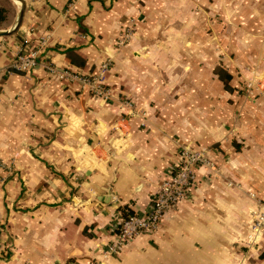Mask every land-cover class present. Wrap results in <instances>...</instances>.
<instances>
[{
	"label": "crops",
	"instance_id": "1",
	"mask_svg": "<svg viewBox=\"0 0 264 264\" xmlns=\"http://www.w3.org/2000/svg\"><path fill=\"white\" fill-rule=\"evenodd\" d=\"M103 63L108 99L45 68ZM182 146L215 170L112 250ZM262 198L264 0H24L0 36V264H264V232L249 237Z\"/></svg>",
	"mask_w": 264,
	"mask_h": 264
},
{
	"label": "built area",
	"instance_id": "2",
	"mask_svg": "<svg viewBox=\"0 0 264 264\" xmlns=\"http://www.w3.org/2000/svg\"><path fill=\"white\" fill-rule=\"evenodd\" d=\"M131 28L124 30L117 39L118 46H123L130 38ZM35 53H27L19 50L15 57L13 67L21 71L28 72L38 64ZM51 73L58 74L59 78L68 82H78L80 86L87 88L92 96L108 99L111 91L105 84V72L108 68L107 63H103L99 70L93 74H80L76 71L66 69H56L52 65H45ZM252 87L251 82L248 88ZM179 163L173 169L170 176L159 183L151 196L150 205L145 214H127L117 225L116 236L111 242V249L120 248L124 242L132 239L139 234L155 230L162 217L175 206L184 201L189 193L190 187L197 180V170L201 167L215 170L214 162L206 149H191L185 146L179 148ZM250 233L264 232V198H262L259 208L250 214ZM3 243L0 241V256L7 252Z\"/></svg>",
	"mask_w": 264,
	"mask_h": 264
},
{
	"label": "trees",
	"instance_id": "3",
	"mask_svg": "<svg viewBox=\"0 0 264 264\" xmlns=\"http://www.w3.org/2000/svg\"><path fill=\"white\" fill-rule=\"evenodd\" d=\"M15 14V5L11 0H0V29L9 27L12 24V17H15ZM128 214L133 213L129 211Z\"/></svg>",
	"mask_w": 264,
	"mask_h": 264
},
{
	"label": "water",
	"instance_id": "4",
	"mask_svg": "<svg viewBox=\"0 0 264 264\" xmlns=\"http://www.w3.org/2000/svg\"><path fill=\"white\" fill-rule=\"evenodd\" d=\"M18 2H20L21 4V9L18 13L16 22L14 23L13 27L10 29H4V30H0V36H6V35H10L11 33H13L20 25L22 17H23V12H24V0H17Z\"/></svg>",
	"mask_w": 264,
	"mask_h": 264
},
{
	"label": "rangeland",
	"instance_id": "5",
	"mask_svg": "<svg viewBox=\"0 0 264 264\" xmlns=\"http://www.w3.org/2000/svg\"><path fill=\"white\" fill-rule=\"evenodd\" d=\"M13 3H14V1H12ZM15 5H18V3L17 2H15ZM15 17L13 16L12 17V24L10 25L11 27L10 28H12L13 27V25H14V23L16 22V19H14ZM3 29V28H2ZM1 30V29H0ZM251 84H253L252 82H251Z\"/></svg>",
	"mask_w": 264,
	"mask_h": 264
},
{
	"label": "bare ground",
	"instance_id": "6",
	"mask_svg": "<svg viewBox=\"0 0 264 264\" xmlns=\"http://www.w3.org/2000/svg\"><path fill=\"white\" fill-rule=\"evenodd\" d=\"M17 1V0H16Z\"/></svg>",
	"mask_w": 264,
	"mask_h": 264
}]
</instances>
